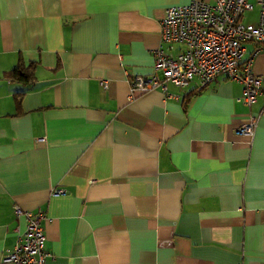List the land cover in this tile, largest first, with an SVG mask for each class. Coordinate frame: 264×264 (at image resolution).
<instances>
[{
	"label": "crops",
	"instance_id": "1",
	"mask_svg": "<svg viewBox=\"0 0 264 264\" xmlns=\"http://www.w3.org/2000/svg\"><path fill=\"white\" fill-rule=\"evenodd\" d=\"M191 1L213 3L0 0V260L24 231L17 207L43 214V264H264L263 95L246 106L218 76L130 97L164 8ZM18 63L26 86L4 78ZM251 70L264 90V51Z\"/></svg>",
	"mask_w": 264,
	"mask_h": 264
},
{
	"label": "built area",
	"instance_id": "2",
	"mask_svg": "<svg viewBox=\"0 0 264 264\" xmlns=\"http://www.w3.org/2000/svg\"><path fill=\"white\" fill-rule=\"evenodd\" d=\"M250 2L258 6L257 22L242 24V13L252 9ZM158 38L160 45L153 51V73L130 79V97L135 92L142 94L154 89L165 93L166 84L180 88L194 80L195 91L199 92L216 77L223 76L240 84L239 102L251 105L262 94L264 106L261 78L251 70L252 58L264 51V0H213L212 4L191 1L183 6H168L159 22ZM247 44H253V50L245 57ZM171 45L181 47L174 56L163 50ZM101 86L105 89L107 84L103 81ZM256 120V116L249 117L237 133L251 136ZM13 215L24 218V231L17 234L12 251L0 263L43 264L49 257L43 250V214L14 207Z\"/></svg>",
	"mask_w": 264,
	"mask_h": 264
},
{
	"label": "trees",
	"instance_id": "3",
	"mask_svg": "<svg viewBox=\"0 0 264 264\" xmlns=\"http://www.w3.org/2000/svg\"><path fill=\"white\" fill-rule=\"evenodd\" d=\"M32 68H33L32 64H27L26 66H23V64L18 63L14 68L9 70L4 75V78L10 82H14L26 86L33 79ZM21 96L22 93H15L13 95L14 101L19 102Z\"/></svg>",
	"mask_w": 264,
	"mask_h": 264
},
{
	"label": "rangeland",
	"instance_id": "4",
	"mask_svg": "<svg viewBox=\"0 0 264 264\" xmlns=\"http://www.w3.org/2000/svg\"><path fill=\"white\" fill-rule=\"evenodd\" d=\"M248 14H254V11L252 13H248ZM246 17H247V13L244 14L243 17H242V22L243 23H246L247 22V18Z\"/></svg>",
	"mask_w": 264,
	"mask_h": 264
}]
</instances>
